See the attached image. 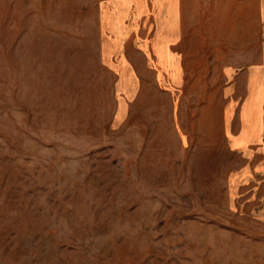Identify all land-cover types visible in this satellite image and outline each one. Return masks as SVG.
<instances>
[{"label":"rangeland","instance_id":"1","mask_svg":"<svg viewBox=\"0 0 264 264\" xmlns=\"http://www.w3.org/2000/svg\"><path fill=\"white\" fill-rule=\"evenodd\" d=\"M0 264H264V0H0Z\"/></svg>","mask_w":264,"mask_h":264}]
</instances>
